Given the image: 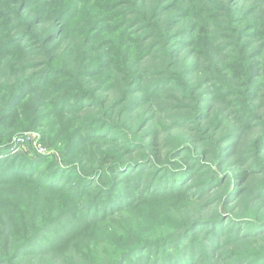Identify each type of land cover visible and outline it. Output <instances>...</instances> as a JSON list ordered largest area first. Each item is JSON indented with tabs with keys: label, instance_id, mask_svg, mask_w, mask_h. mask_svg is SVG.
<instances>
[{
	"label": "trees",
	"instance_id": "16d2710c",
	"mask_svg": "<svg viewBox=\"0 0 264 264\" xmlns=\"http://www.w3.org/2000/svg\"><path fill=\"white\" fill-rule=\"evenodd\" d=\"M87 1L100 15L76 24L82 0H0V222L31 229L0 264L83 235L84 260L109 222V264H264V0ZM24 106L59 160L12 155ZM44 195L59 210L37 225Z\"/></svg>",
	"mask_w": 264,
	"mask_h": 264
},
{
	"label": "rangeland",
	"instance_id": "374dc122",
	"mask_svg": "<svg viewBox=\"0 0 264 264\" xmlns=\"http://www.w3.org/2000/svg\"><path fill=\"white\" fill-rule=\"evenodd\" d=\"M5 1V0H3ZM7 1V0H6ZM71 1V0H68ZM65 2H67V0H65ZM90 2H88L87 0H82L81 2V7H80V11L81 15L80 17L77 16L75 23L76 24H81L83 23L88 17L90 16H94L97 15L99 16L100 14L98 13L97 10H93L89 8V4ZM99 10L102 9L100 8ZM110 17V16H109ZM111 21H115L110 17ZM112 23V22H111ZM113 25V24H112ZM117 28V27H116ZM118 30V28H117ZM109 32L106 30V32H101L97 35L96 40L98 41H107L105 40L106 38L108 39L109 37ZM112 47L114 48V45L111 44ZM12 61L10 60H5L3 61V63L1 64L0 67V75L2 74V72L4 73L7 70L8 66H11ZM120 67L122 69H125V66L123 64L120 65ZM105 70L109 69L108 67H104ZM232 78V77H231ZM231 78L228 77V79L231 81ZM138 94H136L135 96H130L128 100H134L132 97H137ZM170 106L169 101L166 103V107L168 109V106ZM31 106V105H30ZM31 108V107H30ZM27 108L26 106L22 107V109L20 111H18V113L14 116L13 120L11 121V126H13V128H10V132L12 135L11 139H10V143L11 145H15V147L13 148V154L14 158L16 159H35L37 157H46V155H51L54 159L59 160L60 159V152L58 151V149L60 148V146H55L52 145L51 139H50V134L45 133L44 135L41 132V129L38 128L37 122L36 120H34V117L32 115L27 116V118L24 119V116L22 115L23 111H26ZM169 110V109H168ZM170 111V110H169ZM166 111V112H169ZM1 113V110H0ZM60 127H67V120H64L63 118L60 120ZM8 130V131H9ZM46 130V128H45ZM66 137V135H64ZM103 149V152H105V147H100L99 150ZM16 151V152H15ZM189 178V177H188ZM187 178V179H188ZM185 180V179H184ZM4 188V187H3ZM2 189V188H1ZM7 189V188H5ZM4 195H7V193H4ZM14 197H18V195H12V196H4L2 197V199H7V201L9 202H13V205H17L16 201L14 199ZM28 201H33L34 199H36L35 195L32 197L29 193H28ZM44 205L42 207V210L39 214L34 215L33 216V222L37 225L42 224L44 222L40 221L41 217L43 215H51L52 217L55 216L56 214H58V212H56V210H59V208H51L49 209L52 201H59L58 198L52 196V195H44ZM23 202V201H21ZM37 202H41V199H37ZM150 205V204H149ZM209 208L212 209V205H209ZM159 209V208H157ZM209 209V210H210ZM7 211V210H5ZM22 215L23 218H21L20 222L21 225H26V223L28 222V217L30 215V212H28L27 207H24L22 210ZM127 215V213L125 214H121V216H118V218H116V223H114V229H115V233L117 235H119L122 232V229L124 227V221H122V218H124ZM50 216V217H51ZM3 218L2 216L0 217V219ZM180 218V217H179ZM5 219H7V216H5ZM145 219H147L148 221H154L157 222L159 220V218H156V216H147L145 217ZM135 220V218H134ZM184 221L187 220V216L184 217L183 219ZM162 221V220H161ZM63 223H66V221L64 220ZM129 223H130V219H129ZM185 223V222H184ZM111 222L107 223L106 226L108 227V237L110 236V239L112 240H101L100 242L102 243V246H100L99 249H96V244L99 242V239L92 237L91 238V246H90V253L88 255H85V259L83 260V258H79V253H82V243H83V239L85 237V235L79 237H75L72 242H70L68 245L64 246V248H61V251L59 252H55L53 251V253L49 252L46 253L44 255H42V257L39 256H28V258L23 261V262H18V264H49V263H55V264H109L111 261L117 260V258H112L118 255V253L121 251L122 249V245L120 242H118V238L119 236H116L112 230H110V225ZM183 224V223H182ZM182 224H179L178 228L181 227ZM129 225V224H128ZM128 225L125 224V229L128 228ZM52 226V232L51 233H47L46 237H45V241H53V240H58V236H57V230H59L60 225L56 224V222L51 225ZM65 227V225L63 226ZM57 228V229H56ZM56 229V230H55ZM124 229V230H125ZM98 231V232H96ZM89 235H96V234H105V229L103 227H101L100 229H94V230H90V231H86ZM31 233V229H29L28 231L23 228H17L14 226V223H8V222H0V253H4L6 251L9 250V248L12 247V243L10 244V242L12 240H14L17 236V238H20L21 236H27ZM17 238L15 239V241L17 240ZM96 242H93V241ZM198 241V239H193V242ZM104 242L109 243V245L105 246ZM55 243V242H52ZM187 243V242H186ZM128 244V242H126L123 247H125ZM95 245V246H93ZM102 247V249H101ZM241 246H237V249H239ZM97 250V251H96ZM96 251V252H95ZM153 252V251H151ZM168 252V251H167ZM230 254L229 252H226L225 255ZM145 256H147V254H145ZM110 259V260H109ZM107 260H109L108 262H106ZM143 260L140 261V263H143Z\"/></svg>",
	"mask_w": 264,
	"mask_h": 264
}]
</instances>
